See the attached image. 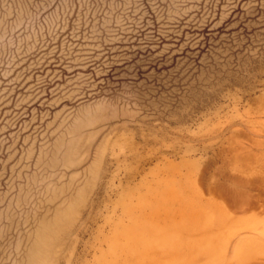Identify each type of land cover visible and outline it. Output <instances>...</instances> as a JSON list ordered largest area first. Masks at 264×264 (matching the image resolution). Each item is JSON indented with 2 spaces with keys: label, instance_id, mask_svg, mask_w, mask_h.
<instances>
[{
  "label": "rangeland",
  "instance_id": "rangeland-1",
  "mask_svg": "<svg viewBox=\"0 0 264 264\" xmlns=\"http://www.w3.org/2000/svg\"><path fill=\"white\" fill-rule=\"evenodd\" d=\"M0 264H264V0H0Z\"/></svg>",
  "mask_w": 264,
  "mask_h": 264
}]
</instances>
